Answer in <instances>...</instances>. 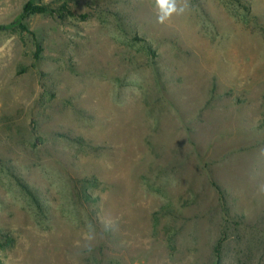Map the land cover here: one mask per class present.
Listing matches in <instances>:
<instances>
[{"label": "rangeland", "instance_id": "rangeland-1", "mask_svg": "<svg viewBox=\"0 0 264 264\" xmlns=\"http://www.w3.org/2000/svg\"><path fill=\"white\" fill-rule=\"evenodd\" d=\"M176 6L0 0V264H264V0Z\"/></svg>", "mask_w": 264, "mask_h": 264}, {"label": "clouds", "instance_id": "clouds-1", "mask_svg": "<svg viewBox=\"0 0 264 264\" xmlns=\"http://www.w3.org/2000/svg\"><path fill=\"white\" fill-rule=\"evenodd\" d=\"M157 3L161 7L165 16L171 15L177 11L176 0H157ZM183 11V8L180 9ZM163 20V17L161 18Z\"/></svg>", "mask_w": 264, "mask_h": 264}, {"label": "trees", "instance_id": "trees-1", "mask_svg": "<svg viewBox=\"0 0 264 264\" xmlns=\"http://www.w3.org/2000/svg\"><path fill=\"white\" fill-rule=\"evenodd\" d=\"M47 10L48 9L46 7H37L31 4H27V6L25 7L26 13H45Z\"/></svg>", "mask_w": 264, "mask_h": 264}]
</instances>
